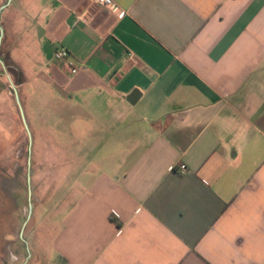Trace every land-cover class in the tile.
Here are the masks:
<instances>
[{
	"label": "crops",
	"instance_id": "crops-1",
	"mask_svg": "<svg viewBox=\"0 0 264 264\" xmlns=\"http://www.w3.org/2000/svg\"><path fill=\"white\" fill-rule=\"evenodd\" d=\"M112 1L21 0L58 176L86 162L52 264H264V0Z\"/></svg>",
	"mask_w": 264,
	"mask_h": 264
},
{
	"label": "rangeland",
	"instance_id": "rangeland-1",
	"mask_svg": "<svg viewBox=\"0 0 264 264\" xmlns=\"http://www.w3.org/2000/svg\"><path fill=\"white\" fill-rule=\"evenodd\" d=\"M6 1L0 9V264H52V239L67 209L63 198L74 184L73 170L86 162L69 164L70 158L62 157L58 176L53 94L48 82L35 76L36 40H20L26 25L21 12L30 6ZM59 134L61 144L70 143L66 130Z\"/></svg>",
	"mask_w": 264,
	"mask_h": 264
},
{
	"label": "built area",
	"instance_id": "built-area-1",
	"mask_svg": "<svg viewBox=\"0 0 264 264\" xmlns=\"http://www.w3.org/2000/svg\"><path fill=\"white\" fill-rule=\"evenodd\" d=\"M92 4L98 5L108 9L109 11H112L116 14L118 18H123L125 16V12L122 11L120 8L116 7L114 2L112 0H89ZM54 59L58 62L64 63L70 68V71L72 74L78 73L79 68L74 67L70 62V54L68 50L64 47L58 48L54 52ZM179 173L184 174L186 172V166L180 165L179 167ZM175 167H170V171H174Z\"/></svg>",
	"mask_w": 264,
	"mask_h": 264
},
{
	"label": "water",
	"instance_id": "water-1",
	"mask_svg": "<svg viewBox=\"0 0 264 264\" xmlns=\"http://www.w3.org/2000/svg\"><path fill=\"white\" fill-rule=\"evenodd\" d=\"M7 70L17 77L16 71L14 69L8 68Z\"/></svg>",
	"mask_w": 264,
	"mask_h": 264
}]
</instances>
